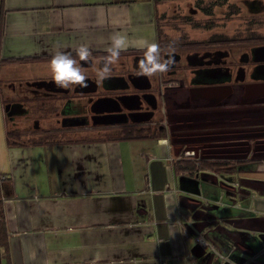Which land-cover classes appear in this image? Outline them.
<instances>
[{
	"label": "crops",
	"instance_id": "0c3cea01",
	"mask_svg": "<svg viewBox=\"0 0 264 264\" xmlns=\"http://www.w3.org/2000/svg\"><path fill=\"white\" fill-rule=\"evenodd\" d=\"M156 2L4 0L0 80L19 93L35 81L52 80L53 49L72 51L80 44L90 47L97 68L116 32L158 43ZM184 3L194 4L167 0L159 8L174 13V5ZM142 56L134 48L122 52L103 81L80 62L90 76L88 87L69 88L81 95L61 103L68 105L65 113H93H87L89 93L124 89L116 77H139ZM186 59L182 89L210 92L214 99L197 101L194 113L209 118L217 134L209 143L194 136L192 149L230 160L229 179L213 171L175 172L172 162L191 148L184 137L175 140L170 126L158 138L11 146L4 100L19 93L0 95V170L10 177L2 182L1 198L14 264H247L264 258V79L247 84L239 77L219 78L209 73L221 67L205 66L193 54ZM178 67L174 60L166 75L178 74ZM161 76H144L139 88H156ZM90 135L82 129L73 136ZM198 235L209 244H201ZM0 264H6L3 258Z\"/></svg>",
	"mask_w": 264,
	"mask_h": 264
},
{
	"label": "rangeland",
	"instance_id": "374dc122",
	"mask_svg": "<svg viewBox=\"0 0 264 264\" xmlns=\"http://www.w3.org/2000/svg\"><path fill=\"white\" fill-rule=\"evenodd\" d=\"M193 3V5H187L184 3V5L179 8L174 5L173 10L177 9L178 11L176 13H171L173 15H170L173 16L171 28L169 29L170 34L172 36H177L181 32H186L190 39L192 38L198 41L211 39L213 42L202 48L197 47L199 48L198 51L189 48L181 51L182 59L178 63V74H173V76L170 77L169 74L166 75V73H161V80H163V82L168 78L172 79V81H170L171 83H167L169 84L168 86L163 82H159L157 87L154 88L157 91L159 89L161 90L160 95L162 96L163 101V114L167 117L169 116L170 127L175 140L179 141V137H184L188 140L187 143L190 145L189 148L191 149L194 136L204 139L209 143L215 139L217 134L215 133L216 127L213 128L209 126V118H197L194 113V111L198 110L195 108L197 101L204 100L206 101L205 103H207L208 99H214L210 95V92L193 93V90L191 89H182V84L185 82L187 83V78L185 76L183 78L180 74L183 73L182 66L188 64L186 59L187 56L196 52L203 55L207 52L213 53L216 49H228L231 55L229 56V61L227 63L235 66V64L239 62L241 54L247 52L251 46L262 43L260 40L264 37V5H262V8H251L245 0H212L203 1L200 5L196 2ZM262 4H264V0H262ZM204 8H209V10L207 9L205 11ZM247 38H253V40H247ZM228 39L242 40L238 43H226L225 40ZM244 68L249 70L248 65ZM87 71L91 72L94 70L88 69ZM253 79L251 73L247 72L243 81L249 84L254 82ZM19 81L21 83L26 82ZM21 83L15 84L16 89L20 88ZM261 86L262 87L259 90L262 92L264 91V85ZM0 87V95L8 96L10 94L19 93L13 92L6 82L1 81ZM161 87L163 88L161 89ZM254 90L257 89H252V91ZM212 94H215V92L213 91ZM21 95L26 99L27 96L34 94H32L28 88H25V92H22ZM34 96H31L28 100L26 99L27 105L31 106L30 113L28 115H21V118L17 117L15 122L14 120L9 121L8 126L10 125L12 127L17 125L18 127L25 128L27 126L33 127L38 124L45 127L57 126L59 124L58 118L61 115L60 104L63 100H59L61 99L59 96H57L55 100L44 97L34 98ZM260 96L262 97V95ZM16 97H18V94L13 98ZM41 104L45 105L44 108L40 107L36 110L35 107ZM205 106V111H209L208 108L211 105L208 104V106ZM218 106L224 108V103L220 101ZM88 111L93 112V109L88 107L87 113ZM168 113L169 115H167ZM41 114H43V116H41ZM158 115L162 116V111L158 112ZM219 129L218 126V130ZM198 132L202 133L198 134ZM69 134L70 133H65L60 135V137H67ZM100 134L107 135L110 134V131L93 132L91 133V136ZM70 135H74V133H71ZM205 150L206 151H203V153L208 154L207 152L209 149L208 151L207 149Z\"/></svg>",
	"mask_w": 264,
	"mask_h": 264
},
{
	"label": "trees",
	"instance_id": "16d2710c",
	"mask_svg": "<svg viewBox=\"0 0 264 264\" xmlns=\"http://www.w3.org/2000/svg\"><path fill=\"white\" fill-rule=\"evenodd\" d=\"M167 0H157L156 2V26H157V33H158V44L160 45L161 49V57L162 59H167L169 55L173 56H181L184 49L189 48L193 49L194 51L199 50L197 47H205L210 45L213 40L207 39L205 41H198L194 39H190L189 35L186 32H181L177 36H172L169 32L172 24L173 15L168 11H161L159 8V3L164 2ZM204 0H193L198 5H200ZM249 7H255V3L247 2ZM209 10V8H204V10ZM178 10L176 9L173 11L176 13ZM3 18H4V0H0V46L2 41V34H3ZM242 39H228L225 40L226 43H238ZM247 40H253V38H247ZM262 43L255 44L259 46H264V37L260 40ZM5 61L4 59L0 62ZM216 66H222L223 63L218 61L214 63ZM259 79H264L260 77ZM163 82V80H161ZM172 79H165L163 83L167 84ZM228 81V80H227ZM1 84V80H0ZM1 89V87H0ZM97 93L102 94H113L108 92H101L98 90ZM123 96V95H122ZM130 96V95H127ZM124 95V97H127ZM123 97V98H124ZM108 98V97H102ZM15 100V103L10 102L9 99H5L6 107L8 106V110L6 112L7 120L9 121H16L17 118H14V111L12 108L19 103L17 101L18 97L11 98ZM123 102V101H122ZM68 103V102H66ZM93 106V113H92V120L89 123L85 124L84 122L81 124H59L57 126H50L45 127L41 124L36 126H27V127H18L16 126H8L7 129V140L11 146L14 145H34V144H63V143H70L75 141H88V140H100V139H112V140H132V139H142V138H158L164 137L166 135L165 127H162V118L153 117L149 118L148 120H140L137 118H132L131 120H126V115L122 112L121 109H113V108H106L102 106ZM89 107V104H88ZM86 112V110H85ZM67 116L70 117L80 116L82 120L85 121L86 116L83 115H73L65 113ZM111 114V115H110ZM124 115V116H123ZM112 116V117H109ZM69 118V117H68ZM88 122V121H87ZM87 129L90 133H95L99 131H110V134L105 136L100 135L98 136H87L86 138H76L71 133L78 132L79 130ZM65 133H70L67 137H60ZM183 149H181L182 151ZM173 168L175 172H187L190 175H197L202 171H213L219 173L224 179H229L228 177L234 171V165L231 164V161L224 158V157H209V156H190L187 154H179L178 158L172 162ZM10 177H7L1 170H0V258H3L6 264H14L12 260V253L10 248V237L9 231L6 221V216L4 213L2 198H1V187L2 182L4 180H9ZM264 257V251H263ZM247 264H264V258H258L251 261H248Z\"/></svg>",
	"mask_w": 264,
	"mask_h": 264
},
{
	"label": "flooded vegetation",
	"instance_id": "af4514ba",
	"mask_svg": "<svg viewBox=\"0 0 264 264\" xmlns=\"http://www.w3.org/2000/svg\"><path fill=\"white\" fill-rule=\"evenodd\" d=\"M257 6H258L257 3H255L256 8ZM260 8H262V6ZM262 49H264V46H259V45L251 46L247 52H244L241 54V56L239 57V62L236 63L235 66L229 65L227 63L229 61V56L231 55L228 49H216L213 53H208L207 51H205L207 53L203 55L196 52V53H193V55L197 56L200 62L202 64L204 63L205 66L210 64L212 65L211 67L213 69L217 67H221L220 69L213 70L212 73H209L211 75L218 76L219 78H225V79L232 80V79H236L237 77H239V78L244 79V77H246L247 75V72H250L252 75V78L258 79L260 77L264 78V51ZM181 59H182V54L181 56L179 55L174 58L177 65L181 61ZM218 61L223 63V65L222 66L214 65V63H217ZM86 64L89 66L88 69L94 70V71L89 72L90 73L89 75L95 76L96 68L92 67L93 61L90 60V62ZM247 65L249 66V70L244 68ZM89 75H88V78L90 77ZM138 76L139 77L135 78L133 74L131 75V73L127 72L125 77L124 76H121L118 78L116 77V79L117 80L119 79V81L122 84H124L125 87H123L124 89L111 92L113 94H102V93H97V92H90L89 96L86 98V101H87L86 107L89 104V107L93 108V106H91V104H93L94 106L121 109L122 112H124V114L126 115L125 117L126 120H131L133 117L140 119V120H148L149 113L153 112L152 116L149 118H153V117H156V118L158 117V119L162 118L163 119L162 127L163 128L165 127V129L166 127L168 128L170 126L169 125L170 119H169V116L167 117L165 114H163L164 109L162 110L163 101H162V96L160 95L161 90L159 89L157 91L156 89H154V86L150 87L149 89H145L144 87L139 88L140 85H144V83L146 82V77L142 75H138ZM130 82L136 83V84L139 83L137 84L138 87H133ZM35 83H36L35 87H29V85L25 86V88H28L29 91L35 95V96L34 95L27 96L26 99L30 98L31 96H34V98L44 97V98H50L52 100L53 99L55 100V98L59 96L61 98L59 100L61 101L63 100L64 104H66V102L69 103V101L71 100V97L76 98V97H79V95H81L80 93H77V92H74V93L70 92L69 89H63V88L57 87L53 80H41V81H35ZM152 94L155 96H153ZM124 95L125 96L134 95V96L124 97ZM102 97H108V98L100 99ZM26 99L21 95V93H19L18 99H17L19 103H17L12 108V110L14 111L13 112L14 118H17V117L21 118V115H28L30 113L31 107L26 108L24 106ZM9 101L12 103H15L14 102L15 100L13 99H10ZM64 104H61L60 106L61 115L58 118V121L62 123L63 125L68 124L69 118H71L70 115L67 116L65 114V112L68 110V107H67L68 105L64 106ZM80 104H83V103H79V105ZM136 111L139 113H136ZM160 111H162V116L158 115V112ZM133 112H135L136 114H133ZM88 114L85 115L86 118H85V121L83 120L84 122L86 121L89 122L92 120V113L90 115ZM167 115H169V113ZM41 116H43V114H41ZM78 117L80 118V116ZM80 120L82 119L80 118ZM184 151L185 152L183 154H187L190 156L199 155L193 149L184 150Z\"/></svg>",
	"mask_w": 264,
	"mask_h": 264
},
{
	"label": "clouds",
	"instance_id": "9594fccd",
	"mask_svg": "<svg viewBox=\"0 0 264 264\" xmlns=\"http://www.w3.org/2000/svg\"><path fill=\"white\" fill-rule=\"evenodd\" d=\"M129 48L143 51L138 64V71L141 75L153 76L166 73L170 71L174 63V57L171 55L167 59H162L158 43L149 42L143 38L130 39L127 34L116 32L110 37V43L104 49L106 55L99 62L100 66L95 69L96 79L98 81L107 79L112 66L120 59L121 53ZM91 57L92 50L87 44H80L72 51L54 48L48 68L55 85L63 89L73 86L88 87V76L80 62L89 63Z\"/></svg>",
	"mask_w": 264,
	"mask_h": 264
},
{
	"label": "water",
	"instance_id": "95a60500",
	"mask_svg": "<svg viewBox=\"0 0 264 264\" xmlns=\"http://www.w3.org/2000/svg\"><path fill=\"white\" fill-rule=\"evenodd\" d=\"M263 51H264V49H262ZM153 95V94H152ZM131 96H134V95H130V96H128V97H131ZM153 96H155V95H153ZM137 107V106H136ZM7 108H8V106H7ZM136 113H139V112H137L136 111ZM135 112H133V114H136ZM152 114H153V112H150L149 113V116H148V119H149V117H151L152 116ZM111 115V114H110ZM109 117H112V116H109ZM84 121L83 120H80V118L77 116V117H71V118H69V121H68V124H79V123H83Z\"/></svg>",
	"mask_w": 264,
	"mask_h": 264
},
{
	"label": "built area",
	"instance_id": "2783aa9c",
	"mask_svg": "<svg viewBox=\"0 0 264 264\" xmlns=\"http://www.w3.org/2000/svg\"><path fill=\"white\" fill-rule=\"evenodd\" d=\"M197 240H198L201 244H204V245H208V244H209L208 241H207L205 238H203L201 235H198V236H197Z\"/></svg>",
	"mask_w": 264,
	"mask_h": 264
},
{
	"label": "bare ground",
	"instance_id": "6f19581e",
	"mask_svg": "<svg viewBox=\"0 0 264 264\" xmlns=\"http://www.w3.org/2000/svg\"><path fill=\"white\" fill-rule=\"evenodd\" d=\"M208 241V240H207ZM209 243V242H208Z\"/></svg>",
	"mask_w": 264,
	"mask_h": 264
}]
</instances>
